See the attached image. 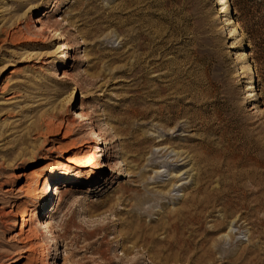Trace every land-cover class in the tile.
Here are the masks:
<instances>
[{
  "label": "rangeland",
  "instance_id": "obj_1",
  "mask_svg": "<svg viewBox=\"0 0 264 264\" xmlns=\"http://www.w3.org/2000/svg\"><path fill=\"white\" fill-rule=\"evenodd\" d=\"M79 110L100 180L51 171L86 160ZM63 261L264 264V0H0V264Z\"/></svg>",
  "mask_w": 264,
  "mask_h": 264
},
{
  "label": "bare ground",
  "instance_id": "obj_2",
  "mask_svg": "<svg viewBox=\"0 0 264 264\" xmlns=\"http://www.w3.org/2000/svg\"><path fill=\"white\" fill-rule=\"evenodd\" d=\"M236 26H237V24H236ZM37 30L44 31V30H46V28L43 25H41ZM46 31L47 32H53V34L57 35L56 36V39L59 38V39H61V40L64 41L62 43V45H61L62 46V49H63L61 52H62V56L64 55L63 58L67 57L66 56V51L64 50L65 48H67V45H66L67 43H66L64 37L61 35V33H59L58 29H51V30L49 29V31L48 30H46ZM232 31H236V27H234ZM232 35H234V32H233ZM232 38H233V36H232ZM232 42H234V41H232ZM233 48H234V46H233ZM62 77H64V76H62ZM75 121H79L80 123L83 124V126L85 128H87V130L89 129V131H90V135H91L90 138L89 139H86L85 138V141L83 143V146L81 147V149L79 151L80 153H83L86 156V160H85V162L83 164H80L78 167L69 166V165H66L65 164L62 167H60L58 169H55L54 168L51 171L54 174H58V175H61V176H77V175H89V174H91L92 176L95 177L94 178L95 180H98V179L100 180L101 179V177H100L101 176L100 171L103 170L104 168L108 167V163H106L104 160L106 159L105 157H107L108 154L110 153L109 146L108 145H105L104 153L99 154V151H100L99 150V147H100V143L102 141V135L100 134V132L96 128V125L93 124V122L90 120V117H88L82 110H79L78 112H75L73 114V116H72V122H75ZM161 150H163V148H161ZM171 152H175V150L172 149ZM175 155H176V157H179L178 152ZM118 172L119 173H122V171H118ZM48 182H49V180H45L44 181V183L48 185L47 189L45 190L46 192L44 191L45 192V194H44V201H48L49 198H50V194H52V190H51L52 187L50 185L51 184H56L58 181L50 180V183L49 184H48ZM53 188L55 189V190H53V193L54 194L57 193L58 192L57 185H54ZM187 212L186 213L180 212V213H175V214H172L170 212L167 215V219L161 221V223L158 224L157 227H150L148 224H145V225L143 224V226H142V228L140 230V234L144 238H149V239L153 240V239H155L154 238V233L156 231H158L159 229L168 230L169 232L172 233V237H170V239H172V240L169 241V243L172 244V245L174 244L175 246H178L179 243L181 242V240H183L182 237H181L182 236V232H180L178 230L179 229V225H184L185 223H187L188 218L193 215L192 213H191L192 215H190V213L189 212L187 213ZM39 216H42V218H40L37 221V226H36L37 229H41L43 232H45V234L48 235V237L50 239H53L54 236L51 235V230L49 229L48 222L46 220H43L44 215L42 213H39ZM189 220H190V218H189ZM27 223H28V219L22 218L20 224H18V222L15 223V224L13 223V224L14 225H19L20 232L23 234L25 228L27 227ZM229 228L230 229H229V233L228 234H231L233 232V230H232V224L229 225ZM180 230H182V229H180ZM39 232H40V230H39ZM40 233H42V232H40ZM61 264H65V262L63 261V263L61 262Z\"/></svg>",
  "mask_w": 264,
  "mask_h": 264
}]
</instances>
